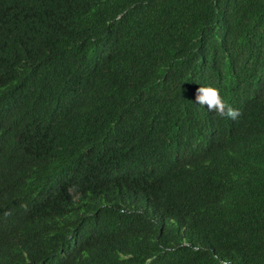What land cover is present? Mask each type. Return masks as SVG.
Returning <instances> with one entry per match:
<instances>
[{
  "label": "trees",
  "instance_id": "1",
  "mask_svg": "<svg viewBox=\"0 0 264 264\" xmlns=\"http://www.w3.org/2000/svg\"><path fill=\"white\" fill-rule=\"evenodd\" d=\"M0 264H264V0H0Z\"/></svg>",
  "mask_w": 264,
  "mask_h": 264
},
{
  "label": "clouds",
  "instance_id": "2",
  "mask_svg": "<svg viewBox=\"0 0 264 264\" xmlns=\"http://www.w3.org/2000/svg\"><path fill=\"white\" fill-rule=\"evenodd\" d=\"M56 90H53L49 96L48 106L49 110L46 112L44 119L39 122H33V140L32 142L41 148L42 151L46 148L48 149L49 135L51 133L50 128L54 126L57 119H61L57 116L55 106L60 105V102L54 97ZM195 101L201 107L207 108L209 112L215 113L219 117L237 120L241 115L240 111L229 104L224 96L221 94L219 88L212 85L200 86L197 89ZM50 151V150H49ZM35 173L39 174L40 179H44L46 175V170L44 165L38 167H32ZM68 195L72 197L73 201L80 198V193L76 186H70L68 189ZM141 209L144 205H138Z\"/></svg>",
  "mask_w": 264,
  "mask_h": 264
}]
</instances>
